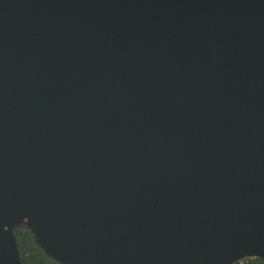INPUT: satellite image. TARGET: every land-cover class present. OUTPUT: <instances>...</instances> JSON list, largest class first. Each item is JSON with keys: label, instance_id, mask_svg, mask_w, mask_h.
<instances>
[{"label": "water", "instance_id": "95a60500", "mask_svg": "<svg viewBox=\"0 0 264 264\" xmlns=\"http://www.w3.org/2000/svg\"><path fill=\"white\" fill-rule=\"evenodd\" d=\"M264 261V0H0V264Z\"/></svg>", "mask_w": 264, "mask_h": 264}, {"label": "trees", "instance_id": "16d2710c", "mask_svg": "<svg viewBox=\"0 0 264 264\" xmlns=\"http://www.w3.org/2000/svg\"><path fill=\"white\" fill-rule=\"evenodd\" d=\"M13 235L16 240L22 264H58L48 258L44 252L35 245L29 231L16 229L13 231ZM236 264H264V261L261 259H252Z\"/></svg>", "mask_w": 264, "mask_h": 264}]
</instances>
